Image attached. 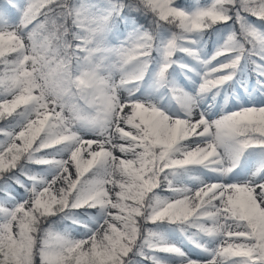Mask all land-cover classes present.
<instances>
[{"label": "snow or ice", "instance_id": "6c2138e0", "mask_svg": "<svg viewBox=\"0 0 264 264\" xmlns=\"http://www.w3.org/2000/svg\"><path fill=\"white\" fill-rule=\"evenodd\" d=\"M37 257L264 264V0H0V264Z\"/></svg>", "mask_w": 264, "mask_h": 264}, {"label": "trees", "instance_id": "16d2710c", "mask_svg": "<svg viewBox=\"0 0 264 264\" xmlns=\"http://www.w3.org/2000/svg\"><path fill=\"white\" fill-rule=\"evenodd\" d=\"M36 264H39V260H38V258H37Z\"/></svg>", "mask_w": 264, "mask_h": 264}, {"label": "rangeland", "instance_id": "374dc122", "mask_svg": "<svg viewBox=\"0 0 264 264\" xmlns=\"http://www.w3.org/2000/svg\"><path fill=\"white\" fill-rule=\"evenodd\" d=\"M117 155H120L119 153H117ZM38 258V257H37ZM39 260V259H38Z\"/></svg>", "mask_w": 264, "mask_h": 264}]
</instances>
